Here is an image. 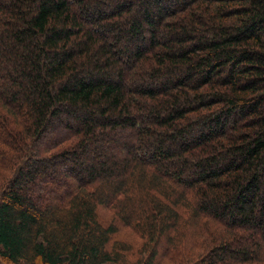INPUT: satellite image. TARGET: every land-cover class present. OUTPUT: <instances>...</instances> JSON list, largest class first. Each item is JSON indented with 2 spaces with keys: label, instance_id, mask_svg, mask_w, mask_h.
Returning <instances> with one entry per match:
<instances>
[{
  "label": "trees",
  "instance_id": "obj_1",
  "mask_svg": "<svg viewBox=\"0 0 264 264\" xmlns=\"http://www.w3.org/2000/svg\"><path fill=\"white\" fill-rule=\"evenodd\" d=\"M160 257L264 264V0H0V264Z\"/></svg>",
  "mask_w": 264,
  "mask_h": 264
},
{
  "label": "rangeland",
  "instance_id": "obj_2",
  "mask_svg": "<svg viewBox=\"0 0 264 264\" xmlns=\"http://www.w3.org/2000/svg\"><path fill=\"white\" fill-rule=\"evenodd\" d=\"M97 214H98V218L102 224H107V223L109 224L111 222L112 214L107 212L106 210H104L102 208H98ZM112 219H113V217H112ZM128 232H129L128 229L120 228L117 230V232L114 236L117 239H123L124 241H129V242L133 243L134 249H138L141 246V240H139L137 238L136 234H134V233L129 234ZM156 264H167L166 259L160 257L159 259H157Z\"/></svg>",
  "mask_w": 264,
  "mask_h": 264
}]
</instances>
